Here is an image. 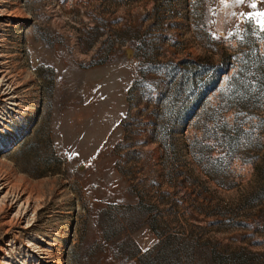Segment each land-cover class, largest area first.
Returning <instances> with one entry per match:
<instances>
[{"label": "rangeland", "instance_id": "rangeland-1", "mask_svg": "<svg viewBox=\"0 0 264 264\" xmlns=\"http://www.w3.org/2000/svg\"><path fill=\"white\" fill-rule=\"evenodd\" d=\"M260 12L0 0V264H264Z\"/></svg>", "mask_w": 264, "mask_h": 264}, {"label": "trees", "instance_id": "trees-1", "mask_svg": "<svg viewBox=\"0 0 264 264\" xmlns=\"http://www.w3.org/2000/svg\"><path fill=\"white\" fill-rule=\"evenodd\" d=\"M259 54L248 55L245 65L237 68V71L231 75L228 69L224 71L227 75L228 88L232 89L228 98L247 100L229 101L230 103L237 102L235 106L255 108L260 106V100L264 99V53Z\"/></svg>", "mask_w": 264, "mask_h": 264}, {"label": "snow or ice", "instance_id": "snow-or-ice-1", "mask_svg": "<svg viewBox=\"0 0 264 264\" xmlns=\"http://www.w3.org/2000/svg\"><path fill=\"white\" fill-rule=\"evenodd\" d=\"M221 2L227 4V0H221ZM234 2L236 4H241L244 3V0H234ZM250 6L253 8L256 7L255 3H251ZM255 15L260 17L258 23L260 24L261 29H264V12L256 13Z\"/></svg>", "mask_w": 264, "mask_h": 264}, {"label": "bare ground", "instance_id": "bare-ground-1", "mask_svg": "<svg viewBox=\"0 0 264 264\" xmlns=\"http://www.w3.org/2000/svg\"><path fill=\"white\" fill-rule=\"evenodd\" d=\"M8 194L18 198L21 196V192H16V189L14 190L13 188L8 191ZM28 203H29V199L26 200V202H24V204H28Z\"/></svg>", "mask_w": 264, "mask_h": 264}]
</instances>
